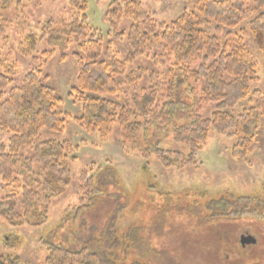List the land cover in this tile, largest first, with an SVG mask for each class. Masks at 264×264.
<instances>
[{
  "label": "trees",
  "instance_id": "1",
  "mask_svg": "<svg viewBox=\"0 0 264 264\" xmlns=\"http://www.w3.org/2000/svg\"><path fill=\"white\" fill-rule=\"evenodd\" d=\"M68 1L74 9L69 20L60 16L58 25L57 20L49 19L42 25L38 38L32 33L24 35L19 47L23 56L32 57L38 40H44L49 50L42 52V62L33 58L36 67L24 75L19 85L14 83L16 62L0 60V130L10 134L7 143H0V181L8 189L5 196L0 195V218L12 226L22 225L24 220L29 224L46 222L51 199L63 193L69 183L68 164L75 160L74 147L67 139L39 142L35 139L42 129L63 134L67 119L103 139L118 126L124 149L138 151L146 161L155 157L166 169L196 165L197 151L205 144L210 129L233 138L230 147L233 158L245 159L255 148L260 120L264 117V94L251 90L258 81L256 64L237 34L236 38L228 34L222 43L217 34L210 35L201 27L202 22L209 19L218 25L237 27L252 12L245 0H197L196 11H184L170 23H158L138 0H111L105 19L114 40H127L124 57H119L109 41L105 43L89 28L84 13L86 1ZM11 2L0 0V32L8 25L4 12ZM262 4L264 0H255L257 7ZM123 19L130 21L127 32L118 31ZM249 29L254 45L264 52V13L251 21ZM72 42L77 46L72 55L78 70L69 95L81 103V114L77 117L61 111L60 99L44 83L47 77L43 70L47 57L56 50L61 59L66 58V50ZM148 51H155L156 63H163L162 57L172 59L170 69L163 75L166 88H162L158 101L153 87L137 90L136 83L143 73L141 68L128 70L136 56ZM192 62H200L197 69L188 67ZM132 84L134 90L142 93L139 102L123 95V87ZM120 93L122 100L118 99ZM251 93L252 106L236 116L229 113V109ZM208 103L216 105L210 117L203 118L199 108ZM170 136L175 143L186 145L188 153L161 148L162 141ZM90 170H81L77 177L76 219L82 217L84 211L91 212L95 198L101 193L97 176L91 175ZM255 202L252 196L230 199L221 192L209 202L215 208L210 216L251 215L264 219V200L257 201L260 210L251 208ZM109 212L99 229L96 226L92 231L100 233L109 245L106 253L91 249L88 243L72 246L42 241L47 249L44 264H147L139 260L125 262L124 258L117 262L109 257L111 247L119 245L120 219L118 213ZM83 230L76 234L77 243L81 242L77 240L80 236L86 241L88 233ZM19 262L17 257L0 255V264Z\"/></svg>",
  "mask_w": 264,
  "mask_h": 264
},
{
  "label": "rangeland",
  "instance_id": "2",
  "mask_svg": "<svg viewBox=\"0 0 264 264\" xmlns=\"http://www.w3.org/2000/svg\"><path fill=\"white\" fill-rule=\"evenodd\" d=\"M85 1L87 7L84 13L89 28L97 32L105 43L109 41L119 57H124L128 50L127 40H114L105 19L111 0ZM138 1L158 23H170L184 11L197 10V0ZM245 5L252 12L237 27L218 25L213 19L203 21L201 27L210 35L217 34L222 43L228 34L233 38L236 34L241 37L256 64L258 81L251 86V90L264 94V52L254 45L249 29L251 21L264 13V4L257 7L255 0H245ZM73 10L68 0H12L4 12L8 25L4 32H0V60L16 62L15 85H19L24 75L36 67L33 58L42 62V52L49 50L44 40H38L32 57L23 56L19 47L24 35L32 33L38 38L45 21L55 19L59 25V17L65 16L69 20ZM129 25L130 21L123 19L118 31L127 32ZM76 49V44L72 42L64 59L56 50L47 57L43 66L47 77L44 83L60 99L61 111L71 117L81 114V103L69 95L78 70L72 55ZM154 53L148 51L136 56L128 65V70L141 68L143 73L136 83L137 90L146 91L153 87L155 100L158 101L162 88H166L163 75L170 69L172 59L162 57L163 63H156ZM199 64L192 62L188 67L197 69ZM133 88L134 84L123 87V95L126 94L128 99L136 98L139 102L142 93ZM121 98L120 93L118 99ZM147 100L148 97L143 99L142 104ZM253 101L251 93L229 109V113L236 116L252 106ZM132 102H129L131 106L134 105ZM215 105H201L199 114L209 118ZM260 121L256 146L245 159L230 155L233 138L210 129L205 144L197 151V164L182 169H166L155 157L146 161L138 151L124 149L118 126H114L112 133L104 139L95 133L85 132L72 119H67L63 134L42 129L36 142L51 138L67 139L73 145L75 160L68 164L70 180L63 193L51 199L46 222L29 224L24 220L22 225L12 226L0 218V255L17 257L19 264H44L47 249L42 241L72 246L88 243L91 249L106 253L109 245L100 233L92 231L96 226L99 229L107 211H110V214L118 213L120 218L117 225L119 245L111 247L109 254L117 262L124 258L125 262L139 260L147 264H264V219L251 215L211 217L215 208L209 205L222 192L230 199L255 197L256 202L251 208L260 210L258 202L264 200V117ZM9 136L0 130V143H7ZM160 146L188 153L187 146L175 143L171 136L164 139ZM86 168L92 169L91 175L96 174L101 193L95 198L91 212L84 211L82 217L76 219L74 208L79 205L77 177ZM7 193L8 189L0 181V195ZM17 199L19 201V195ZM81 228L88 234L86 241H82L84 238L80 236L77 240L81 242L77 243L75 237ZM243 235L254 238V243L242 245L240 238Z\"/></svg>",
  "mask_w": 264,
  "mask_h": 264
},
{
  "label": "water",
  "instance_id": "3",
  "mask_svg": "<svg viewBox=\"0 0 264 264\" xmlns=\"http://www.w3.org/2000/svg\"><path fill=\"white\" fill-rule=\"evenodd\" d=\"M254 238L250 237V236H247V235H243L241 236L240 238V243L242 245H245V244H248V243H254Z\"/></svg>",
  "mask_w": 264,
  "mask_h": 264
}]
</instances>
